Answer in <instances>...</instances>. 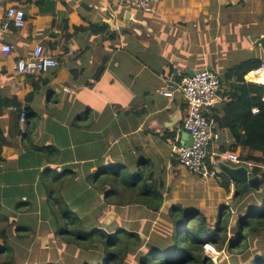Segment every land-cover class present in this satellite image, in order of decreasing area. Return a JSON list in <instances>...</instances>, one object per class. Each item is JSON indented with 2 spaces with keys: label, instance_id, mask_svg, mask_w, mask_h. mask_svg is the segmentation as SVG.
I'll return each instance as SVG.
<instances>
[{
  "label": "crops",
  "instance_id": "obj_1",
  "mask_svg": "<svg viewBox=\"0 0 264 264\" xmlns=\"http://www.w3.org/2000/svg\"><path fill=\"white\" fill-rule=\"evenodd\" d=\"M128 1L9 0L0 7V50L2 43L18 48L9 55L0 52L1 90L7 96L20 94L23 100L34 92L35 82L42 79L48 83L23 104L24 109L32 112L30 119H37V126L31 128L32 121L20 122L21 135L15 137L13 146L3 149L0 202L5 211L14 214V220L36 218L28 203L29 197L16 189L27 185L28 180H35L37 168L41 172L50 166L59 177L69 175L54 180L57 182L53 183V198L47 193L42 196L40 191L33 193L37 202L55 197L92 200L91 192H97L92 190L91 177L108 164L114 138L124 144L126 153L123 151L121 157L129 156L136 161L143 156L164 157V153L170 151L173 164V160L178 161L174 147L187 146V141L182 139L186 132L183 125L187 106L176 90L190 70L211 68L222 78L220 102L207 113L220 135L219 142L209 149L208 160L214 162L215 159L217 167L218 162L237 167L226 160L229 150L233 149L245 161L252 153L237 147L231 130L224 126L223 108L232 102L234 92L230 90L231 84H243L235 79L225 82L224 76L228 69L244 61L260 59L264 62V51L253 46L254 40L264 36V0H160L153 13L129 8ZM10 6L25 11L27 25L24 29H2L5 10ZM250 24L257 26L256 31L247 35L246 26ZM37 45L44 46L47 54L57 59L58 68L42 77L15 74L12 68L16 61L30 56ZM240 51L245 54L239 56ZM101 67L104 71L97 77ZM247 76L245 84H256L247 82ZM73 86L78 87L75 96L63 92V88ZM160 91H175V96L167 98ZM11 111L10 108L5 110L6 128ZM40 148L45 152L51 150L50 156L44 159ZM262 170L257 175L255 169L249 174L261 181L264 168ZM193 175L197 179L189 177L198 180L205 199L200 205L189 206L199 208L212 223L217 221L221 206L228 204L235 214L231 230L247 209L242 213L238 208L252 195L262 192V185L260 192L250 187L245 191L242 184L222 171L215 179L205 180ZM168 177L167 188L170 187ZM65 182L74 189L81 188L86 193L89 190V197H81L78 192L67 193ZM216 198L223 201L216 202ZM20 199L22 202L17 209L12 200ZM209 200H215L211 204L217 203L216 209L206 207ZM173 205L174 202L166 214ZM37 214H41V210ZM30 215L34 217L28 218Z\"/></svg>",
  "mask_w": 264,
  "mask_h": 264
},
{
  "label": "trees",
  "instance_id": "obj_2",
  "mask_svg": "<svg viewBox=\"0 0 264 264\" xmlns=\"http://www.w3.org/2000/svg\"><path fill=\"white\" fill-rule=\"evenodd\" d=\"M263 63L260 59L247 60L228 69L224 76L225 82L235 79L237 83H243L241 86L231 84L230 90L234 91L231 96L232 102L223 108L224 119L222 120L225 122L224 126L231 130L236 146L251 150L252 153L246 161L257 166L255 175L261 173L264 168V86L245 84V76L259 69ZM103 71L104 68L101 67L96 76H101ZM46 82L42 79L35 82L34 92L23 100L20 94L7 96L0 88V162L3 161V149L13 146L15 137L21 135L19 123L21 114L25 110L23 104L30 97H34V94ZM8 108L12 109V114L9 119L10 124L8 123L9 126L6 128L3 117ZM253 108H257L258 113H253ZM28 111L25 120L29 124L32 120V117L30 119L32 112ZM39 150L44 152L43 148ZM49 152L51 154V150ZM173 161L174 165L178 164V161ZM119 163L114 162L112 167L104 168L92 175V183L102 189L108 186L110 189L104 190L103 194L107 200H118L116 203L119 208L129 207L132 202H135V210L137 213H142L141 218L144 220L145 216L159 213L165 199L173 192L166 185V168L154 157H139L133 165L127 166L120 163L121 166L116 167L115 165ZM66 176L69 175L65 174L59 179ZM261 184L262 192L256 193L259 201L248 203L250 205L244 216L232 230L230 229L231 219L235 214L228 204L221 206L214 225L199 208L176 203L168 214L162 215L172 225L170 230L168 232L166 230V234L161 231V228L158 229L162 233L157 230L147 231L148 240H144L141 235L146 225L144 220L139 228V222L135 221V229L117 227L105 230V226L97 225L83 228L85 220L74 212V208L68 207L65 203L61 205L62 199H58L59 201H54L55 204H53L60 206L56 218V224L59 225L57 234L91 255V261L85 260L82 264H127L134 256L138 258V264H214L205 254L207 245V250L209 247L214 250L213 247H215L218 251H228L233 256L238 253L235 251L240 252L250 245V237L264 232V173ZM239 194L242 193L239 191ZM4 211L0 203L2 215L0 264H21V260L28 257L27 248L33 243L34 238L32 235L34 227L28 224L37 216L29 220L20 217L12 222L11 216ZM8 213L12 214V212ZM232 232L233 236L229 237V233ZM244 251L242 250L241 257L234 255L221 264H264L263 255L254 257L251 261L249 260L250 252Z\"/></svg>",
  "mask_w": 264,
  "mask_h": 264
},
{
  "label": "rangeland",
  "instance_id": "obj_3",
  "mask_svg": "<svg viewBox=\"0 0 264 264\" xmlns=\"http://www.w3.org/2000/svg\"><path fill=\"white\" fill-rule=\"evenodd\" d=\"M257 26H254V24H250L246 26V33L247 35L255 34V29ZM249 38V36H247ZM242 39H246V37H242ZM18 49V48H17ZM1 52V50H0ZM2 53V52H1ZM239 56H242L243 52L237 53ZM242 58H240L241 60ZM222 80V78H221ZM56 96V94H54ZM118 111L114 113V116H117ZM37 119H32L31 128H35L37 126V122L35 121ZM23 124V123H22ZM110 144L111 151L109 152L108 158V164L105 165L104 168H110L114 162H120L127 166H130L131 164L135 162V158L132 159L129 156H119L124 151V144L121 143V140L118 138H114ZM243 150V149H242ZM251 151V150H250ZM118 152V153H117ZM244 152V151H243ZM39 153H42L43 158L50 156V152L48 151H40ZM124 153H126L124 151ZM156 160H158L167 171L168 177V183L173 190L170 199L168 200L165 207L162 209L161 212L157 213L156 215H148L145 216V220L142 217V213L135 210L136 204L135 202H132L131 205L128 207H122L119 208L117 205L118 200H106L105 195L103 194L104 190H109L110 188L108 186H105L104 189L102 187L98 188V185L92 183V190H94L95 194L91 192L90 196L93 197L91 200L90 198L88 200H60L61 205L65 203L68 207L74 208V212L79 215L82 220H85L86 226H105V230H110L111 228H117V227H127L131 229H135V221L139 222L138 228L140 227L141 223L144 220V224H146L143 228V231H141V235L143 239L148 240L147 238V231H153L157 230L160 233L166 234L172 225L164 218L162 215L166 214L167 208H170L172 206V203H180L184 206L188 205H200V201L204 200L205 198L202 195V191L200 190L199 183L195 181L193 178L195 177L197 179V176L193 175L191 171L182 165L174 166L173 162L170 160V151L168 153H164V157H156ZM116 164V167H120L121 165ZM134 168V166L132 167ZM39 171L40 168H37ZM55 168L52 167H45L42 169L41 172H34V175L38 173V177L35 180H28V184L25 186H20L16 190L19 192H22L24 195L29 197V205L31 207V211L35 212V215L37 216L36 219H33V222H30L28 225L34 227V235L33 243L28 246V257L25 260H21V264H82L85 260L91 261L92 257L91 255L87 254L86 251H82L75 243L73 242H67L63 237L58 236L57 231L59 229V225H57L56 218L58 216V212L60 210L59 205H53L55 202H58L59 200L57 197L55 199H49V200H43L40 203V200L37 202L33 198V193L40 191L42 196L50 195V197H54L55 194H53L54 190V184L57 181H54L57 177H59L55 171ZM61 170V169H59ZM44 171V173H43ZM60 172V171H59ZM29 175V174H28ZM189 175L194 177H189ZM66 181V180H65ZM49 182V183H48ZM67 182V181H66ZM65 182L64 189L67 191V193L71 194L74 192H78L82 194L81 197H89V190L88 192H84L81 190V188L74 189L72 186H69ZM23 185V184H22ZM48 187V188H45ZM87 187V186H86ZM80 198V197H78ZM217 199V198H216ZM259 198L257 195H252L250 200L247 203H243L241 208H238V210H242V213L244 210L248 207V203H254L259 201ZM4 201V200H3ZM223 200H216V202H222ZM13 204H16V208L19 209V204L22 202V200H12ZM211 202H215V200H209L208 204H206L207 208H217L218 204H211ZM1 203V202H0ZM2 204V203H1ZM3 205V204H2ZM205 205V204H203ZM62 208V207H61ZM124 209V210H121ZM5 210V207H4ZM41 210V214H37V211ZM5 214L8 213V211H4ZM0 213V219H2ZM214 216L216 214L214 213ZM12 220L15 217L14 214H11ZM34 215L28 216V218H32ZM37 221V222H36ZM13 222V221H12ZM25 222V221H24ZM36 222V223H35ZM212 224H216V222L212 221ZM64 226V225H62ZM161 228L162 232L160 231ZM14 230V229H13ZM167 230V232H166ZM146 236H145V234ZM13 234V233H12ZM30 234V235H31ZM13 236V235H12ZM233 234L230 233L229 237H232ZM250 245L244 247L242 250H245L244 252L248 253L250 252V258L249 260L255 255H263L264 254V232H260L255 234L254 237L249 238ZM208 246V245H207ZM205 247V254L208 258H210L214 264H221L224 261L230 260L231 257L236 255L237 257L242 256V250L235 251L238 252L232 256V253H229L228 251H218L215 247L214 250L211 248ZM217 251V252H216ZM245 256V255H243ZM127 264H138V258L133 257L129 260Z\"/></svg>",
  "mask_w": 264,
  "mask_h": 264
},
{
  "label": "built area",
  "instance_id": "obj_4",
  "mask_svg": "<svg viewBox=\"0 0 264 264\" xmlns=\"http://www.w3.org/2000/svg\"><path fill=\"white\" fill-rule=\"evenodd\" d=\"M9 0H0V7L5 5ZM160 0H129V8H134L142 13L155 12ZM27 25L25 11L20 7L10 6L5 10L2 29L9 31L11 29L22 30ZM120 30V26L116 27ZM17 51L14 44L2 43L1 52L9 55ZM59 63L56 58L47 54L44 46L37 45L32 54L28 57H22L16 61L13 66V72L20 76L39 77L49 74L52 70L57 69ZM247 76V82L256 83L264 86V64L257 70L250 72ZM222 90V82L220 77L207 69L195 72L193 77L184 76L177 88V92L182 96L187 106V116L183 128L193 138V144L190 147L186 145L176 146L178 162L183 167L190 169L194 174L201 176L203 179H215L221 174L217 167V161L208 160L210 155V147L215 142H219L220 135L216 131V124L207 117L208 111L220 102V93ZM78 87L63 88V92L75 96ZM162 96L173 98L175 91H160ZM264 101V97H263ZM12 110V109H11ZM16 111V109H13ZM28 109L21 114L20 122L25 123L26 113ZM253 113H258V109H254ZM214 158L215 155H212ZM226 160L234 163L236 166H246L249 173L252 174L255 166L246 162L234 150H229Z\"/></svg>",
  "mask_w": 264,
  "mask_h": 264
},
{
  "label": "water",
  "instance_id": "obj_5",
  "mask_svg": "<svg viewBox=\"0 0 264 264\" xmlns=\"http://www.w3.org/2000/svg\"><path fill=\"white\" fill-rule=\"evenodd\" d=\"M109 24L111 25V23H109ZM253 46H254V48H261L264 51V36L254 40ZM209 70L211 71L212 69L209 68ZM194 74H195V71L190 70L187 72V75L190 77H193ZM249 74H251V73H249ZM182 139L184 141H187V147H190L194 141L192 136H190L186 132L182 134ZM218 167L220 168V171L223 172V174L230 177L233 181L242 184L243 189L245 191L247 189H249V187L255 191H258V192L261 191V185L262 184H261L260 178L259 177H252L249 174L248 168H246L245 166L232 167V166L227 165L223 162H218ZM166 204H167V202L165 203V205ZM165 205L163 206V208L165 207ZM258 256H260V255L255 254L250 260L252 261L254 257H258Z\"/></svg>",
  "mask_w": 264,
  "mask_h": 264
},
{
  "label": "bare ground",
  "instance_id": "obj_6",
  "mask_svg": "<svg viewBox=\"0 0 264 264\" xmlns=\"http://www.w3.org/2000/svg\"><path fill=\"white\" fill-rule=\"evenodd\" d=\"M209 248H211V247H209ZM212 249V248H211Z\"/></svg>",
  "mask_w": 264,
  "mask_h": 264
},
{
  "label": "flooded vegetation",
  "instance_id": "obj_7",
  "mask_svg": "<svg viewBox=\"0 0 264 264\" xmlns=\"http://www.w3.org/2000/svg\"><path fill=\"white\" fill-rule=\"evenodd\" d=\"M263 256H264V254H263ZM250 258V257H249Z\"/></svg>",
  "mask_w": 264,
  "mask_h": 264
}]
</instances>
